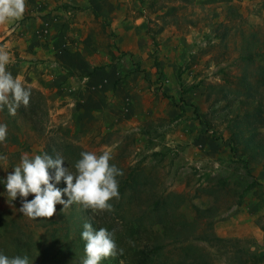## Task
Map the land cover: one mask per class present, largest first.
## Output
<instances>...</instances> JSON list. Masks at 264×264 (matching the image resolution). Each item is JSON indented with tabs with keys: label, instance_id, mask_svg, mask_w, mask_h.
I'll use <instances>...</instances> for the list:
<instances>
[{
	"label": "rangeland",
	"instance_id": "1",
	"mask_svg": "<svg viewBox=\"0 0 264 264\" xmlns=\"http://www.w3.org/2000/svg\"><path fill=\"white\" fill-rule=\"evenodd\" d=\"M253 36L263 40L264 0H26L23 18L0 26V48L11 58L6 70L31 90L33 120L23 105L15 116L0 110V181L23 154L62 142L108 151L134 182L124 196L118 186L112 211L92 210L114 237L145 239L161 220L187 219L225 245L192 241L212 264H264V160L233 156L228 124L214 108L222 86H237L240 48ZM38 101V114H29ZM22 199L8 201L0 182V254L18 247L40 264L42 250L62 241L63 205L33 220L18 211ZM180 246L163 260L177 261ZM59 259L50 253L46 264Z\"/></svg>",
	"mask_w": 264,
	"mask_h": 264
},
{
	"label": "trees",
	"instance_id": "2",
	"mask_svg": "<svg viewBox=\"0 0 264 264\" xmlns=\"http://www.w3.org/2000/svg\"><path fill=\"white\" fill-rule=\"evenodd\" d=\"M253 38L256 42L245 38L241 45L240 57L245 62V67L242 70L243 74L238 79L237 86L235 88L222 86L218 93L220 98L214 103V105L216 104L214 108L221 111L217 118L228 124L231 132L230 150L233 156H247L255 160H264V36L263 40L259 38L260 41L257 36H253ZM253 67L255 69H252ZM210 89L213 90L215 87H210ZM182 93L184 94L186 91ZM39 95L42 98V95ZM42 105L40 101L31 103L29 107H31L32 113L29 114H38ZM214 111L218 113L217 110ZM22 113L27 120H33L32 115L27 114L28 110L24 106ZM194 114L197 117L201 116L196 109ZM202 123L207 127L211 126L210 121ZM55 148L54 150L49 147L47 154L54 157L56 153H60L64 157L65 166L75 172V164L81 158L80 153L84 151L65 142L57 144ZM117 179L122 196L126 195L130 188H134V182L130 183L124 176ZM57 185L60 189L66 187L63 180ZM79 205L74 203L68 213H62L60 209L61 216H64L62 219L66 227L65 233L62 241L54 240L51 246L42 250L40 264L47 263L50 253L60 258L57 261L58 264L60 262L69 264V257H76L77 254L84 258L86 242L81 238V233L84 230L83 225L90 222L96 230L105 228V224H99L96 218L94 219L92 209ZM209 213L211 214L210 210ZM151 234V237L140 240L132 239L121 233L118 237L115 236L114 240L118 248V254L115 256L116 262L109 263L102 260V264H212L210 259L208 261L205 255L193 245L192 241L201 239L209 243L210 246H225L216 234L210 231L201 236L198 235L195 222L187 219H179L175 222L161 220L157 230ZM173 245H181L180 258L174 262L163 260L166 249ZM119 249H123L122 254H119ZM16 253L10 258L20 256L18 247Z\"/></svg>",
	"mask_w": 264,
	"mask_h": 264
},
{
	"label": "clouds",
	"instance_id": "3",
	"mask_svg": "<svg viewBox=\"0 0 264 264\" xmlns=\"http://www.w3.org/2000/svg\"><path fill=\"white\" fill-rule=\"evenodd\" d=\"M26 11V0H0V26L7 25L23 18ZM10 55L5 48H0V110L7 107L10 115L15 116L17 110L30 103L31 90L26 88L19 77L14 78L6 70L10 63ZM7 137V125L0 124V142ZM81 158L75 164V172L65 166L64 157L56 153L53 157L47 153L29 157L21 156L20 163L9 173L5 184L8 201L19 195L22 206L18 209L24 216L36 220L49 219L56 213V205H63L62 211L69 209L74 203L95 211H112L109 201L119 199L118 177L124 175L123 170L110 164L112 156L104 151L97 155L94 152H81ZM6 159V157H0ZM54 169V174L49 170ZM66 187H56L61 181ZM55 181V183H53ZM33 194L30 201L26 198ZM66 195L67 199L62 196ZM81 238L85 243V257L80 264H101L108 257L118 254L114 232L106 228L96 230L92 223L83 225ZM123 249H119V254ZM0 264H33L28 256L8 257L0 254Z\"/></svg>",
	"mask_w": 264,
	"mask_h": 264
}]
</instances>
